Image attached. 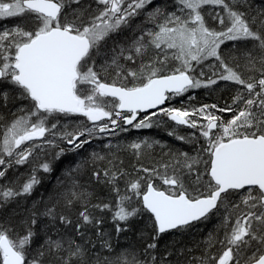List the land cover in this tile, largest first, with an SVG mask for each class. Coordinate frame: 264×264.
Instances as JSON below:
<instances>
[{
    "label": "snow or ice",
    "instance_id": "6c2138e0",
    "mask_svg": "<svg viewBox=\"0 0 264 264\" xmlns=\"http://www.w3.org/2000/svg\"><path fill=\"white\" fill-rule=\"evenodd\" d=\"M153 3L0 0V19L22 20L0 30V107L28 102L10 112V120L0 113V181L9 169L36 159L38 150H55L52 161L38 165L50 173L53 161L100 134L127 132L125 126L160 127L162 117L176 126L169 136L199 145L195 155L169 152V160L158 166L141 165L135 170L143 175L127 179L123 190L119 181L129 173L117 167L118 157L111 153L109 167L93 170L92 176L110 186L115 205L91 203V193L73 176L89 161L78 163L67 172L73 177L71 186L42 212L33 208L21 222L22 230L0 221V264H168L167 256L158 259L153 253L158 238L183 232L221 214V209L223 239L217 231L209 233L203 254L192 256L188 264H264V10L251 13L248 0H173V10H149ZM140 15L145 21L138 34L107 49L108 41ZM209 61H214L206 65L211 75L204 71ZM218 81L236 86L225 107L165 106ZM73 116L86 119L61 124V118ZM179 126L194 131L181 135ZM153 144L160 141L144 139L124 147L139 160ZM105 159L92 153L91 163ZM38 169L34 167L19 187L0 184V208L32 194L40 183ZM76 205L81 210L75 235L61 233L57 225L73 226L70 212ZM90 209L111 212L114 222L147 216L152 235L142 257L128 249L116 253L108 240L97 249L86 239L85 226L102 222ZM41 217L48 220L42 237L36 227ZM126 230L117 223V233ZM217 245L221 250L213 254Z\"/></svg>",
    "mask_w": 264,
    "mask_h": 264
},
{
    "label": "trees",
    "instance_id": "16d2710c",
    "mask_svg": "<svg viewBox=\"0 0 264 264\" xmlns=\"http://www.w3.org/2000/svg\"><path fill=\"white\" fill-rule=\"evenodd\" d=\"M165 1V2H164ZM169 1L168 6L166 3ZM84 2L92 3V1L84 0ZM165 4V6H163ZM173 0H154L153 5H149V10L152 7L160 6L172 10ZM248 4L251 6L249 11L255 13L259 10H264V0H248ZM95 9V4L92 5ZM10 19V18H9ZM9 19H3L0 23L2 29L12 28L17 24L22 23L21 18L16 17V21H10ZM206 19H208L206 17ZM145 21L144 15L133 18L131 27L124 29L122 32L114 35L111 40L108 41L107 49H111L115 43H126L131 40L133 36L138 34V28ZM210 26L216 27L214 22L209 21ZM151 25H149L150 27ZM229 48L231 45L229 44ZM228 48H225V52ZM214 62V61H213ZM206 63V62H205ZM206 72V71H205ZM211 75V72H206ZM206 78V77H205ZM236 86L230 82L218 81L216 85L211 88H200L191 92L193 99H185V97L177 98L171 102H168L167 106L177 108H192L199 107L204 104H216L218 107H225L226 104L231 103L232 96L235 94ZM204 91V92H202ZM27 101H16L15 103L9 104L8 108L0 107V113H3L10 120L12 117L9 115L10 112L16 111L21 104L27 105ZM226 119L227 116H231L230 113H221ZM75 117V116H73ZM165 123L160 127H153L149 130L151 137L160 141V144L154 145L151 149H147L142 157L137 160L136 156L130 149H127L126 145L133 141H137L140 138L137 129H131L127 133L121 134L118 137L104 140L105 145L111 143L113 147L111 149L105 147V145L98 146V143L93 141L86 144L84 148L77 152H68L62 156L60 160L52 162V171L50 173H44L38 169V165L44 161H52V157L55 150H50L51 153L38 151V157L33 159L31 163L15 166L8 170L6 178L0 181V184H9L12 182V186L19 187L31 174L32 169L36 167L38 170L36 175L40 179V183L35 186L32 194L27 197L18 198L8 205L0 208V221L14 224L17 230L21 229V222L25 220L30 211L35 208L36 211L42 212L46 204H50L56 197L57 193H62L66 188L71 186L72 176L67 174L70 168H74L78 163L82 161H89L87 166L79 173L73 174L76 176L80 185L83 186L89 193H91V203H112L115 205L116 197L112 194L110 186L97 182L92 176L93 170H102L109 167L107 161L113 159L111 153L115 154L118 159L114 160V163L119 169L125 170L129 173V176L120 179L119 186L123 190L125 187V181L127 179H134L137 175H143V173H137L136 168L141 165L145 167L158 166L162 162L169 160V156L166 153H179L187 152L190 155H195L194 148L199 145H193L185 143L175 139L174 136H169L170 131L175 125L168 121L166 117H162ZM193 132L192 129L179 127V133L186 135ZM64 144L61 143L60 146ZM120 147L117 148L116 146ZM163 145V147H161ZM92 153H99L105 156L106 159L103 161H96L95 164L91 163ZM122 162V163H121ZM116 170V169H113ZM157 184L160 181L157 180ZM236 203H239V197H231ZM243 209V206H241ZM62 210V208H61ZM81 210L80 205H76L71 210L70 215L74 221L73 226L65 227L63 225H57L58 230L61 233L67 235H75V221L78 216V212ZM93 215L102 220V222L95 226H85L86 239H90L96 244L97 249L104 240H108L116 253H119L123 249H128L130 252H136L142 257V250L146 243L151 242L152 230L149 227L150 221L147 216L134 217L129 221L125 222H114L112 219L111 212H99L95 209H90ZM224 210L221 209V214L211 215L208 220L195 222L193 226L183 232H170L162 234L157 242V249L153 250V253L159 258L167 256L168 264H188V261L192 256H200L203 254L204 243L209 233L217 231L219 237L223 239V232L219 231L220 221ZM236 213H233L235 216ZM120 224L121 228H126V231L117 233L116 226ZM48 226V220L46 217H41L37 227V231L40 232L41 237L43 236V230ZM102 233L103 235H98ZM54 234V233H53ZM77 239H79L77 237ZM41 242L40 238L37 239V244ZM191 250V251H189ZM220 246L212 249L213 254H218ZM108 255L107 251L104 252Z\"/></svg>",
    "mask_w": 264,
    "mask_h": 264
},
{
    "label": "rangeland",
    "instance_id": "374dc122",
    "mask_svg": "<svg viewBox=\"0 0 264 264\" xmlns=\"http://www.w3.org/2000/svg\"><path fill=\"white\" fill-rule=\"evenodd\" d=\"M88 1H92V0H88ZM165 2V1H164ZM168 4H169V1L166 3V5L168 6ZM172 6H173V4H171ZM163 6H165V4L163 5ZM166 7V6H165ZM169 10V9H168ZM173 10V9H172ZM4 19H9V18H4ZM3 19H0V22L2 21ZM10 21H16V18H10L9 19ZM2 23V22H1ZM1 23H0V30H3L2 29V25H1ZM210 62H212V63H214L213 61H209V62H206L205 63V67H204V71H206V72H209V69L207 68V64L208 63H210ZM195 90H198V89H195ZM195 90H190L188 93H185L183 96H179V97H175V98H173L171 101H173V100H176L177 98H180V97H185V99H193V97H191V96H193V94H191V92H194ZM202 92H204V91H202ZM171 101H169V102H171ZM217 114L218 115H222L221 113H219V112H217ZM223 116V115H222ZM231 116H227L226 117V119H228V118H230ZM155 119V118H154ZM162 119V118H161ZM80 120H85V118L84 117H67V118H61V124H69V125H71V124H73V123H75V122H78V121H80ZM176 127V126H175ZM129 130H133L134 128H131V127H129L128 128ZM128 130V131H129ZM149 130L150 129H137V131L138 132H141L140 134H139V136H140V138H138V140L137 141H140V140H144V139H148L149 140V142H152V141H158L157 139H155V138H153V137H151V133L149 132ZM177 131L179 132V127H177ZM194 131V130H193ZM117 132H118V134L117 135H106V134H100V136H99V138H96V139H110V138H115V137H118L119 135H121L122 133H124V132H121V131H119V129H117ZM154 145H158V144H153V146ZM39 151V150H38ZM43 152H48V153H51L50 152V149H47V148H45L44 149V151ZM220 223H221V221H220Z\"/></svg>",
    "mask_w": 264,
    "mask_h": 264
},
{
    "label": "bare ground",
    "instance_id": "6f19581e",
    "mask_svg": "<svg viewBox=\"0 0 264 264\" xmlns=\"http://www.w3.org/2000/svg\"><path fill=\"white\" fill-rule=\"evenodd\" d=\"M124 133H127V132H124ZM124 133H122V134H124ZM104 140H106V139H93V140H91V142H93V141H95V142H97L98 143V146H103V145H105L106 143L104 142ZM61 147H68L67 145H63V146H61Z\"/></svg>",
    "mask_w": 264,
    "mask_h": 264
},
{
    "label": "water",
    "instance_id": "95a60500",
    "mask_svg": "<svg viewBox=\"0 0 264 264\" xmlns=\"http://www.w3.org/2000/svg\"><path fill=\"white\" fill-rule=\"evenodd\" d=\"M166 104H167V102H166ZM166 106V105H165ZM141 115H143V114H141ZM172 122V121H171ZM172 123H174V122H172ZM125 127H130V126H125ZM182 127H184V128H186L185 126H182Z\"/></svg>",
    "mask_w": 264,
    "mask_h": 264
},
{
    "label": "flooded vegetation",
    "instance_id": "af4514ba",
    "mask_svg": "<svg viewBox=\"0 0 264 264\" xmlns=\"http://www.w3.org/2000/svg\"><path fill=\"white\" fill-rule=\"evenodd\" d=\"M75 117H79V116H75ZM86 119V118H85ZM128 132V131H127Z\"/></svg>",
    "mask_w": 264,
    "mask_h": 264
}]
</instances>
